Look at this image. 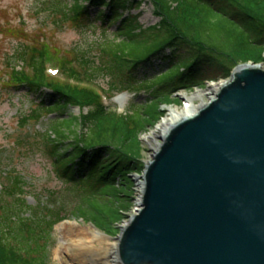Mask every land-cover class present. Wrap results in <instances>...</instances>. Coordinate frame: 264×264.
Listing matches in <instances>:
<instances>
[{"label": "trees", "instance_id": "1", "mask_svg": "<svg viewBox=\"0 0 264 264\" xmlns=\"http://www.w3.org/2000/svg\"><path fill=\"white\" fill-rule=\"evenodd\" d=\"M46 1L50 15L71 19L93 31L100 28L105 33L108 25L120 21L113 33L123 40L101 41L95 58L85 49H75L72 60L61 62L67 78L96 82L101 73L110 74L119 80V89L138 91L146 86L155 98L135 109L133 104L126 113L106 108L94 90L50 80L44 67L48 56L45 46H36L33 51L25 46L19 56L24 62L22 69L12 67L5 81L15 90L25 86L31 95H44L46 88L53 90V102L42 100L31 111L36 121L45 112L88 108L81 116L56 119L43 135L52 146L58 177L79 188L83 202L90 201L92 194L93 199L107 197L104 202L93 201L84 214L100 221L101 230L115 233L113 226L121 220V207L127 204L123 196H129V175L144 172V164L134 154L137 152L132 153L133 141L136 143L140 133L162 119L160 102L173 92L192 89L208 79L203 77L205 62L219 61L220 68L230 75L238 62L262 58L264 0H148L160 21L147 28L139 22L140 13H131L146 0ZM176 55L188 59L185 64L178 63L177 70L161 72L156 80L140 76V71L156 59L171 68ZM110 89L114 91V86ZM82 127L86 132L78 133ZM69 137L72 141L66 146ZM5 175L8 182L0 183V264H48L53 228L65 218L47 205H29L23 198L26 190L22 177ZM117 180L122 182L119 189ZM87 187L96 190L90 193Z\"/></svg>", "mask_w": 264, "mask_h": 264}, {"label": "water", "instance_id": "2", "mask_svg": "<svg viewBox=\"0 0 264 264\" xmlns=\"http://www.w3.org/2000/svg\"><path fill=\"white\" fill-rule=\"evenodd\" d=\"M120 264H264V66L234 68L163 138Z\"/></svg>", "mask_w": 264, "mask_h": 264}, {"label": "rangeland", "instance_id": "3", "mask_svg": "<svg viewBox=\"0 0 264 264\" xmlns=\"http://www.w3.org/2000/svg\"><path fill=\"white\" fill-rule=\"evenodd\" d=\"M46 4V0H0V183L8 182L5 179V174H17L22 177V187L23 190H26L25 197L29 205H47L51 209L58 210L59 215L65 218L53 228V241L51 242L48 264H120L117 261V255H114L116 250H113L112 247L119 245L123 229L136 214L138 201L142 198L138 189L137 177L144 178L148 164L153 161L156 148L159 144H164L163 138L152 140L149 136L163 122V118L169 115L171 109L184 107V96L196 98L198 105L203 101L207 103L210 101L208 86L211 83L217 84L220 81L228 80L231 74L227 75L220 68L219 61L205 62L203 77L208 79L204 80L202 85L189 90L181 89L178 92H173L169 99L159 103V111L163 113L162 119L140 133L136 143L133 141L131 150L137 153L131 152L140 157L144 164V172L129 175L131 180V185L128 186L129 196H123V203L127 204L121 207V220L113 226L115 233L98 229L96 227L100 226V221H96L95 218L88 217L84 213L88 207L94 205L93 201L95 203L104 202L107 197L93 199L91 198L93 194H89L90 201L83 202L82 191L58 177L55 171V160L51 153L52 146L47 137L43 135L56 119L65 120L71 116H80L81 108L72 107L63 113H54L53 115L45 112L42 118L36 121L31 117V111L42 100H45L46 103L53 102L55 94L53 90L48 88L44 90V95H31L25 86L20 90H15L5 81H8L12 67L16 66L17 69H22L21 66L24 62L19 56L25 46H29L32 51L36 46H45L44 51L48 54L47 61L54 63L49 67L57 69L61 66V62L72 60L75 49L77 51L85 49L90 52L91 57L95 58L96 54L99 55L96 47L101 41L106 38H115L117 42L123 40L122 37H115L113 33L120 21L108 25L105 33L100 28L93 31L71 19L67 21L60 15H50ZM154 10L153 5L146 0L139 9H133L131 13H140L139 22L144 28H147L160 21V17L154 13ZM186 52L181 50L182 55H185ZM261 57L247 62H238L235 67L245 63L264 66V50ZM173 60L174 62L169 68L167 64L156 59L152 65L140 71V76L156 80L157 74L170 69L177 70L180 62L185 64L188 61L187 58L177 55ZM49 76L50 80L61 84H69L73 88L94 90L101 96L106 95L105 103L111 109L115 111L117 109L118 112L129 111L133 104H135L133 107L135 109L136 106H141L139 104H145L155 99L152 91L146 88H141L138 91L119 89V80L110 74L101 73L96 81L98 84L90 85L70 81L62 72ZM111 86H114V91H111ZM105 91L109 93H105ZM82 110L85 112L88 108L84 107ZM77 132L82 134L86 132V128H78ZM71 141L72 137H69L66 146H69ZM115 185L119 189L122 182L117 180ZM94 190L96 189L94 188ZM94 190L89 188L90 193ZM97 192L100 195V192ZM97 232L102 236H94V233ZM81 237L88 238L92 251L78 253L81 247V245L78 247V239Z\"/></svg>", "mask_w": 264, "mask_h": 264}, {"label": "bare ground", "instance_id": "4", "mask_svg": "<svg viewBox=\"0 0 264 264\" xmlns=\"http://www.w3.org/2000/svg\"><path fill=\"white\" fill-rule=\"evenodd\" d=\"M227 80L224 81H220L219 83H211L208 88L210 90V100L213 99L216 95V93L219 90V87L221 85H223ZM185 99V104L184 107L181 109H171L170 113L168 116H166L165 118H163V122L156 128V130L154 132L151 133V135L149 136L150 139H157L159 140V138H165L173 128H175L177 125H179L180 123H182L183 121H185L186 119L192 117L193 115H195L197 112H199L202 108H204L208 102L206 103L205 101H203L200 105H198L196 103V98H191L189 96H184ZM161 147V145L159 144L158 147L156 148V150H159V148ZM137 182H138V189H139V193L141 194V196L144 194L145 189H146V184H145V180L142 177H137ZM141 199L138 201V203H140ZM139 205V204H138ZM94 236H102L101 233L97 232L94 233ZM65 243V242H64ZM81 245V247H80ZM78 247H80V252L78 253H85L88 251H92L93 249H91V244L90 242H88V238H79L78 239ZM77 247V248H78ZM82 248V250H81ZM113 250L117 249V245H113L112 247ZM74 250V249H73ZM116 253L114 252V255Z\"/></svg>", "mask_w": 264, "mask_h": 264}]
</instances>
